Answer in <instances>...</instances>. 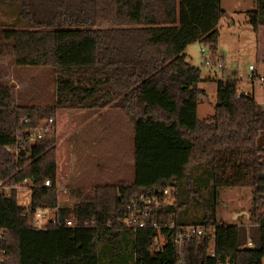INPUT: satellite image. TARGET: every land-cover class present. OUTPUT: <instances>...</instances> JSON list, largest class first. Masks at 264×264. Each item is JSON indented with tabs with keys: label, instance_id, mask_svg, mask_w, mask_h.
<instances>
[{
	"label": "trees",
	"instance_id": "obj_1",
	"mask_svg": "<svg viewBox=\"0 0 264 264\" xmlns=\"http://www.w3.org/2000/svg\"><path fill=\"white\" fill-rule=\"evenodd\" d=\"M0 2L14 10L12 21H0V42L18 66L51 67L56 84L46 107L21 104L14 86L0 84V184L28 179L33 210L58 206L56 128L36 141L29 131L58 110L115 108L134 133L132 181L92 185L79 205L58 208L63 223L74 217L87 227L35 228L16 190L0 187L1 264H264V108L253 95L237 96L240 80L221 78L213 113L201 119L200 97L208 93L185 54L200 42L212 63L222 58L221 0ZM250 16L255 30L264 27V0ZM15 145L18 154L6 149ZM232 187L253 195L249 217L227 222L218 210L222 190ZM164 188L172 202L151 215L161 229L123 225L132 197ZM188 224L211 233L179 255L173 235ZM158 234L165 240L156 246Z\"/></svg>",
	"mask_w": 264,
	"mask_h": 264
},
{
	"label": "rangeland",
	"instance_id": "obj_2",
	"mask_svg": "<svg viewBox=\"0 0 264 264\" xmlns=\"http://www.w3.org/2000/svg\"><path fill=\"white\" fill-rule=\"evenodd\" d=\"M221 6L225 13L218 24V52L223 56L224 67L205 62L206 58H213L210 50L200 42L189 44L185 50L187 60L201 69L202 80L199 85L208 93L207 96L200 97L198 115L201 119L213 113L217 79H238L240 91L251 92V67L260 66L259 71L264 72V27L255 30L250 16L256 9V0H221ZM10 11L14 13L8 5L0 2V21H12L10 15L8 16ZM0 84L14 86L20 103L24 105L46 107L55 102L56 84L53 69L46 66H18L11 47L3 41L0 42ZM254 89L255 98L264 108V92L256 83ZM98 111L101 110L61 109L51 116L58 138V177L72 198L69 201L68 197L59 195L58 204L62 207L74 208L79 205L92 185L134 179V150L129 121L127 122V118L118 109H112L113 114L105 112L96 117L97 120L90 122L91 115L95 117ZM122 119L125 122L121 123ZM87 120L90 124L83 128ZM129 125L132 127L130 123ZM104 140L107 147L114 151L113 155L120 154L116 160L112 158L114 168L110 170H106L100 162H95L99 152L98 145ZM252 195L250 187L222 190L218 210L220 218L227 222L237 220L240 215L248 218ZM241 221L246 222V219ZM47 222L48 219L42 220L43 224Z\"/></svg>",
	"mask_w": 264,
	"mask_h": 264
},
{
	"label": "built area",
	"instance_id": "obj_3",
	"mask_svg": "<svg viewBox=\"0 0 264 264\" xmlns=\"http://www.w3.org/2000/svg\"><path fill=\"white\" fill-rule=\"evenodd\" d=\"M205 62L207 64H212L210 59H206ZM215 65L223 68V59L218 58L215 62ZM249 81L252 82L254 85L257 84L258 88L264 92V73L259 72L257 68L251 67V74L249 77ZM252 95L249 91H238L237 96L241 95ZM24 123L28 122V119L23 120ZM52 129H54V119L52 117L41 121L36 127L32 128L30 131L31 134V141H36L37 139L43 138L46 134H48ZM6 149L10 152H14L16 154L19 153L20 147L19 145L15 146H7ZM45 186L50 187L51 181L46 180ZM6 192H10L12 189L16 190L17 194V201L18 204L26 209L27 213L34 212V220L33 224L35 228L38 229H45L49 222L58 225H66L68 227H87L88 224L85 223H78L74 217H68L65 219L63 223L58 217L57 212L58 208L62 207L58 204L57 207L50 208V207H38L35 210L32 208V184L28 179H25L23 182L18 183L16 185H2ZM57 192L59 195H63L68 197L70 201V192L65 185H63L62 181L58 178L57 184ZM171 190L169 188L164 189H157L154 194H141L136 197H132L127 205V210L125 216L121 219L124 226L133 229L144 228L151 225L157 229H161L157 220L151 219L152 213L159 211L163 203H171ZM72 199V198H71ZM52 215V216H51ZM43 219H48L46 224L42 223ZM175 225H171L170 227H174ZM211 229L208 228L204 224H188V225H180L176 227V231L173 235V242L175 243L179 255L184 251L186 247H188L189 243L193 239H201L204 238L208 233H211ZM1 233H0V264L4 260V250L1 248ZM164 236L158 234L154 240L153 245H161L164 242ZM247 246H252V242H248ZM210 252L214 255V246L213 240L210 244Z\"/></svg>",
	"mask_w": 264,
	"mask_h": 264
},
{
	"label": "crops",
	"instance_id": "obj_4",
	"mask_svg": "<svg viewBox=\"0 0 264 264\" xmlns=\"http://www.w3.org/2000/svg\"><path fill=\"white\" fill-rule=\"evenodd\" d=\"M218 54H219V52H218ZM220 55V54H219ZM221 56V55H220ZM222 58H223V56H221ZM257 69H258V71H259V69L261 70V67L259 66V67H257ZM260 72V71H259ZM262 73H264V72H262ZM202 87V86H201ZM203 88V87H202ZM205 89V88H204ZM206 90V89H205ZM215 91V93H216V89L214 90ZM207 92V91H206ZM251 94L255 97V89H254V85H253V88H252V90H251ZM257 100V99H256ZM214 107V106H213ZM112 109H115V108H111V107H107V108H105V109H102L100 112L98 111L97 112V116L95 115V117H94V115H93V117H92V115H91V118H92V120L90 119V122L91 121H93V119L94 120H97L98 118H96V117H100L101 116V114H103V113H105V112H108V113H110V114H113V113H111V110ZM198 109H199V106H198ZM108 110V111H107ZM199 116V115H198ZM123 118V117H122ZM206 118V117H205ZM129 120L127 119V122H128ZM90 122L88 123V120L86 121V123L84 124V126H83V128H85V127H88V125L90 124ZM121 123L122 122H125L124 121V119H122L121 121H120ZM129 123L130 122H128V127H130V133H131V139H132V149L134 150V140H133V138H134V133H133V129H131V128H133V126L131 127L130 125H129ZM131 124V123H130ZM132 125V124H131ZM108 145L106 144V141L104 140L103 142H101L100 143V145H98V147H99V152H98V155H96V158H95V162H97L96 164H98V162H100L104 167H105V169L106 170H110V169H113L114 168V164L112 163L114 160L113 159H117V157L118 156H120V154L119 155H113L114 154V151H112V149H109L108 147H107ZM97 147V148H98ZM133 150H132V152H133ZM121 155H122V153H121ZM133 157H134V152H133ZM113 158V159H112ZM118 161V160H117ZM117 161H115V162H117ZM110 164V165H109ZM106 172H108V171H106ZM110 183H112V182H110Z\"/></svg>",
	"mask_w": 264,
	"mask_h": 264
}]
</instances>
